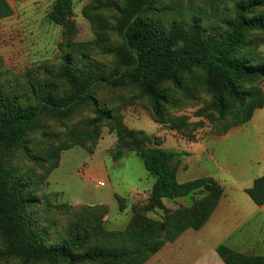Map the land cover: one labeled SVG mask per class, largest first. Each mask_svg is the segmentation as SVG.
Here are the masks:
<instances>
[{"label": "trees", "instance_id": "1", "mask_svg": "<svg viewBox=\"0 0 264 264\" xmlns=\"http://www.w3.org/2000/svg\"><path fill=\"white\" fill-rule=\"evenodd\" d=\"M51 1L47 19L61 28L62 38L56 63L17 75L0 67V264H144L184 231L200 229L223 190L212 178L178 183V166L171 162L179 154L162 149L159 137L123 126L108 92L135 90L162 124L173 102L166 84L190 96L196 86L185 77L196 72L211 94L209 111L229 125L223 132L245 124L263 102L261 91L247 85L264 81V64L254 56L250 37L264 34V0H186L192 12L175 10L172 0H92L82 9L94 31L90 43L74 41L73 0ZM207 9L211 15L222 10L219 29L205 23ZM11 15L9 4L0 0V20ZM82 108L93 113L82 126L91 142L102 123L110 124L117 137L113 158L129 142L154 182L123 231L105 232L100 222L78 220L54 236L39 217L40 198L24 162L36 158L37 134L46 135L50 123L67 126ZM246 193L257 206L264 204V174ZM195 194L199 197L185 207L169 209L163 203ZM157 211L158 219L146 216ZM100 233L101 244L95 240ZM216 252L224 264H264V256L240 254L226 245Z\"/></svg>", "mask_w": 264, "mask_h": 264}, {"label": "rangeland", "instance_id": "2", "mask_svg": "<svg viewBox=\"0 0 264 264\" xmlns=\"http://www.w3.org/2000/svg\"><path fill=\"white\" fill-rule=\"evenodd\" d=\"M91 1L73 0L76 43H90L95 39L90 22L82 15V9ZM172 1L177 11L190 9L186 0ZM6 2L12 9V15L0 20L1 69L17 75L38 64L56 63L62 38L61 28L47 19L52 1ZM226 5L230 7V3ZM206 12L205 23L213 30L219 29L222 10L213 15L210 9ZM250 37L254 39V56L264 64V34L253 33ZM200 75L194 72L191 79L185 77L187 83L196 86L190 96L176 92L171 84H166L173 102L165 108L166 116L162 124L156 122L148 100L135 90H114L108 92L107 98L123 126L142 131L151 138L157 136L162 149L179 154L171 162L178 166V183L212 178L224 191V187L234 178L232 170L240 175L247 173L246 167L264 166V81L247 85L261 91L262 106L253 111L248 122L223 132L229 125L209 111L207 105L211 94L203 88L198 78ZM91 116L93 113L90 109L82 108L65 127L50 123L45 130L48 132L46 135H36V158L24 162L35 195L40 198L39 217L52 227L54 236H62L78 220L95 224L100 222V228L105 232L123 231L133 216L132 211L145 205L154 182L129 142L124 143L121 156L117 160L113 158L117 137L110 124L102 123L98 127L96 141L91 142L89 131L82 128L85 119ZM198 151L202 156L194 155ZM218 165H227L231 171L218 174ZM216 174L224 180L223 185L211 177ZM99 182L103 186L100 187ZM117 197L123 199L124 203L120 205ZM197 197L199 195L195 194L164 202L169 209H177L189 205ZM146 216L158 219L161 212L147 213ZM257 224L255 220L249 225L252 244L258 245L255 252L264 256V238L254 240ZM101 238L100 233L95 239L97 243L101 244Z\"/></svg>", "mask_w": 264, "mask_h": 264}, {"label": "crops", "instance_id": "3", "mask_svg": "<svg viewBox=\"0 0 264 264\" xmlns=\"http://www.w3.org/2000/svg\"><path fill=\"white\" fill-rule=\"evenodd\" d=\"M194 155L200 157L202 153L198 151ZM217 167L218 174L231 171L227 165ZM246 168L247 173L240 175H236L235 170H232L234 178L224 187L215 210L200 229L184 231L173 242L166 243L144 264H224L216 252L219 245H226L240 254L263 256L255 252L258 245L252 244L249 225L257 220L259 224L255 227L254 240L264 238V204L261 206L254 204L246 190L252 186L255 179L264 174V166ZM211 177L221 185L224 184L220 175ZM133 192L137 194L136 190ZM163 203L169 208L164 200ZM257 233L259 235H256Z\"/></svg>", "mask_w": 264, "mask_h": 264}, {"label": "built area", "instance_id": "4", "mask_svg": "<svg viewBox=\"0 0 264 264\" xmlns=\"http://www.w3.org/2000/svg\"><path fill=\"white\" fill-rule=\"evenodd\" d=\"M98 185H99L100 187H101V186H103V184H102V183H100V182L98 183Z\"/></svg>", "mask_w": 264, "mask_h": 264}]
</instances>
